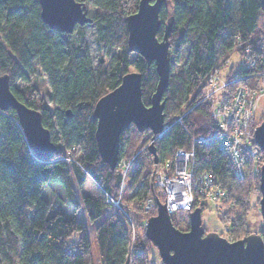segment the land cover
<instances>
[{
  "label": "trees",
  "instance_id": "obj_1",
  "mask_svg": "<svg viewBox=\"0 0 264 264\" xmlns=\"http://www.w3.org/2000/svg\"><path fill=\"white\" fill-rule=\"evenodd\" d=\"M75 1L85 6L91 19L86 25L94 30L97 50L110 56L117 49L110 65L103 57L91 58L85 25L61 34L41 21L37 0H0V77H8L9 89L19 102L40 113L56 148L47 159L35 157L15 113L0 112V264H94L85 224L65 218L61 210L50 214L51 202L42 193L53 186L59 188L71 213L82 206L90 222L99 220L94 232L99 264H156L146 252L151 243L144 235L146 214L140 205L149 195L153 161L146 151L141 157L136 154L140 139L149 132L130 127L122 133L118 164L110 170L98 155L92 120L96 102L120 84L131 63L142 76V101L149 104L157 82L155 67L129 53L126 44L125 19L136 12L139 0ZM169 18V43L175 44L169 48L171 68L182 51L186 56L176 73L170 72L163 115L171 124L154 141L155 152L163 162L177 149H190L192 138H208L194 146L196 168L212 173L226 191V210L218 217L225 238L239 241L249 233V199L254 188L259 192V177L240 181L233 175L216 148L204 93L208 74L222 71L232 53L244 56L246 50L255 60L254 69L236 75L228 69L227 78L233 87L256 88L255 75L264 72V6L260 0H164L159 19L163 25ZM157 38H162V29ZM36 69L47 79L53 109L35 89L16 85L27 83ZM177 117L182 118L175 122ZM132 158L124 173L121 162ZM86 181L95 185L98 195H83L80 203L73 183L80 188ZM121 186L120 199L127 192L132 213L122 206L106 213L105 194L118 199ZM207 210L200 208L201 215ZM186 215L172 216L176 229L186 223ZM128 220L135 230L133 241ZM260 236L264 242V234Z\"/></svg>",
  "mask_w": 264,
  "mask_h": 264
},
{
  "label": "water",
  "instance_id": "obj_2",
  "mask_svg": "<svg viewBox=\"0 0 264 264\" xmlns=\"http://www.w3.org/2000/svg\"><path fill=\"white\" fill-rule=\"evenodd\" d=\"M41 21L51 30L72 34L76 27L91 23L85 6L72 0L71 25L61 20L65 13L64 0H37ZM264 6V0H260ZM164 0H139L135 13L125 19L127 51L140 56L147 64H153L157 82L146 106L142 101V76L128 72L120 84L100 98L93 108L92 120L96 123L95 141L101 163L114 170L118 164L120 135L133 127L137 132H149L151 143L147 147L154 164L158 158L154 138L164 130V101L167 91L170 65L169 35L172 18L163 25L159 14ZM145 9L150 15L145 18ZM162 29V38L157 33ZM12 110L17 118L28 147L40 159L49 158L56 150L51 133L42 126L39 112L19 102L9 89L7 76L0 77V112ZM69 116V114H68ZM264 115L254 129V142L264 155ZM43 145V149L41 146ZM258 189L259 213L264 225V165L261 167ZM187 231L176 229L163 204L157 201L156 214L144 225L145 238L157 250L161 264H264V242L259 234L228 242L216 233H205L201 223V211L193 210L187 216Z\"/></svg>",
  "mask_w": 264,
  "mask_h": 264
},
{
  "label": "built area",
  "instance_id": "obj_3",
  "mask_svg": "<svg viewBox=\"0 0 264 264\" xmlns=\"http://www.w3.org/2000/svg\"><path fill=\"white\" fill-rule=\"evenodd\" d=\"M244 53V56L239 53L230 55L237 56L240 66L235 72L233 67H230L231 75H236L241 70L246 72L254 69L255 60L249 57L248 50ZM225 62L226 68L230 59ZM223 71L224 69H215L208 74L204 93V99L210 103L209 119L216 148L229 163L236 179L242 181L246 178H258L264 165V157L254 142V126L258 103L264 98V72L255 75L258 81L253 89L233 87V82L227 78V74H221ZM167 128L168 126H165L153 142L158 140ZM207 139L204 136L192 138L190 149H177L171 159L152 165L147 180L149 195L140 203L145 212L156 213L158 201L165 206L170 218L177 212L191 213L196 208L213 209L217 215H224L226 191L212 173L197 171L196 168L194 146L205 144ZM133 158L128 162H121L124 173ZM121 189L122 186L118 199L105 194L106 213L111 209H120ZM146 221L147 219L144 225ZM128 222L132 226L131 221ZM131 231L133 233V226Z\"/></svg>",
  "mask_w": 264,
  "mask_h": 264
},
{
  "label": "rangeland",
  "instance_id": "obj_4",
  "mask_svg": "<svg viewBox=\"0 0 264 264\" xmlns=\"http://www.w3.org/2000/svg\"><path fill=\"white\" fill-rule=\"evenodd\" d=\"M166 9H168V8H166ZM85 31H86L87 41L89 44L91 58L94 61H96L99 57H103L105 64L107 66L110 65V63L112 62L111 55H114V56L117 55V49L113 48L111 50L110 56H105L104 51L97 50V48L95 46V41H94L95 33H94L93 28L89 25H85ZM174 45L175 44H172L170 42L171 48ZM185 56H186V50L182 51L181 57L179 58V62L171 68L172 74L176 73L179 65L181 63H183ZM230 67H233L234 72L240 67L239 66V60H238L236 55H232L230 57V64L224 69V71L221 74L225 75ZM128 72H136L132 63L130 64V66L128 68ZM16 85L19 89H23L24 87H31V88L35 89L37 94H38V98L43 99L45 101V103H47L49 105V107L53 109V105L51 104V100H50V89H49V86L47 83V79L40 72L39 69H36L29 76V81L27 83H17ZM190 111H191V109L186 110L184 113L186 114V113H189ZM263 115H264V98H261L259 103H258V107H257L256 115H255V126H254V128H256L261 123ZM181 118L182 117H177L174 121L178 122ZM170 122L171 121H169V120H164V125L168 126L169 124H171ZM53 133H54V131H52V134ZM149 137H150V133L146 134L142 139H140V142L138 145V150L136 152V154L139 153L138 157H141L142 155H144L145 151H146V153H148L147 147L149 146L148 144L150 142ZM149 156L152 158V156L150 154H149ZM151 170H152V167H151ZM73 185L75 186L76 198L80 203H81V197L83 195H85V196H97L98 195V191H97L95 185L93 183H91L90 181H86L80 188H78L76 186L75 182L73 183ZM42 196L45 200H47L48 202H51L52 209L50 211V214L52 212H54V210H56V211L61 210L65 213L64 214L65 218L69 219L70 217H72L75 220H78V221L85 224L86 230H87V237H88V241H89L90 249H91V254H92V258H93V263L99 264L98 263V250L96 247L95 235H94L95 227L98 224L99 220H97L95 222H90V220L86 217L82 206H80V208L77 212L71 213L72 209L71 208L69 209L64 204V202H63L64 198H62L63 196L61 194V191L56 186H53L51 189L46 188V190H43ZM127 197L128 196H127V192H126L124 197H122V199H120L121 206L125 209V211L127 213L131 214L132 213L131 204H129V202L127 201L128 200ZM249 200H250V211H249L247 218H246V225H247V229L249 232L248 235L249 234L262 235V234H264V225H263L261 215L259 213L258 202L260 200V194L257 191V189L254 188L252 190L251 197ZM223 205L225 207L226 203ZM196 209L200 210V208H196ZM143 212L146 214V219H148V218H150L156 214V213L148 214L144 210H143ZM219 215L220 214L217 215L215 210H213V209H208L207 211L203 212L201 215L202 227H203L205 233H216V234L220 235L222 238L226 239L225 238L226 236L223 235V233L225 231V227H223L221 221L219 220V217H218ZM185 217H186V223H187V215ZM186 223H183V224L180 223L179 224L180 231H182V232L187 231L188 225ZM128 224H129V222H128ZM131 227L132 226L129 224L130 230H131ZM136 231H137L136 234H139V235L141 234L140 228H138V230H136ZM134 238H135V230L133 228L131 241H133ZM228 242H231V241H228ZM147 246L148 247H147L146 252H147L148 258L155 261L156 264H161L157 250L155 248L151 247V245H149V244Z\"/></svg>",
  "mask_w": 264,
  "mask_h": 264
},
{
  "label": "snow or ice",
  "instance_id": "obj_5",
  "mask_svg": "<svg viewBox=\"0 0 264 264\" xmlns=\"http://www.w3.org/2000/svg\"><path fill=\"white\" fill-rule=\"evenodd\" d=\"M64 8H65V13H64V16L62 18V21L57 20V19H53L52 24L54 27L59 22H64V23H67L69 25H71L74 22L72 19V12H73L72 0H64ZM148 15H150V13L148 12L147 9H145V18H147ZM262 132H264V130H262ZM41 149H43V145L41 146Z\"/></svg>",
  "mask_w": 264,
  "mask_h": 264
}]
</instances>
